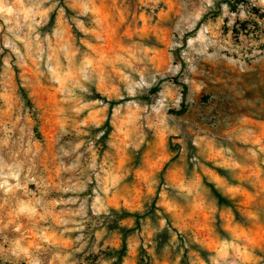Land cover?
Here are the masks:
<instances>
[{
	"label": "clouds",
	"instance_id": "clouds-1",
	"mask_svg": "<svg viewBox=\"0 0 264 264\" xmlns=\"http://www.w3.org/2000/svg\"><path fill=\"white\" fill-rule=\"evenodd\" d=\"M156 2L166 5L156 13V24L176 18V26L167 35L156 24L149 25L151 17L141 14L140 27L130 29L121 9L106 8L103 0H88L91 25L80 27L84 21H77L78 36L71 26H63L53 30V39L45 34L42 42L36 27L47 24L55 5L42 8L35 4L36 11L27 17L31 21L28 32H15L11 42L5 41L4 48L11 54L0 59V151H6L9 161H0V223L4 228L11 226L19 236L6 240L8 247L0 244L3 264H40L34 254L46 245L69 249L82 240V236L66 234L82 232V219H90V211L92 215L109 208L137 212L143 210L145 198L156 200L155 215L160 219L159 229L145 227L140 232L146 241L143 248L155 260L154 249L149 247L153 233L168 227V243L175 253L171 260L156 264H181L185 249L187 264H264V138L249 148L255 162L248 166L233 160L230 149H218L193 179L178 178L174 187L183 202L163 194L157 199L153 177L167 163L159 156L147 169L135 173L136 185L131 190L124 186L129 176L123 165L131 140L129 125L139 119V112L147 111L132 99L135 89L151 87L159 77L164 83L157 93L159 107L153 111L159 113L171 104L179 112L188 81L168 79L180 69L172 50L214 40L223 23L206 26L201 23L202 12L186 18L182 0ZM260 4L264 5V0ZM68 7L85 6L72 0ZM4 11L11 9L5 6ZM181 21L187 27L179 32L180 42L174 45L173 34ZM157 37L163 40L162 46ZM153 47H162L163 52H154ZM148 73L150 82L145 79ZM151 127L165 136L173 134L164 119ZM192 145L198 147L199 142L193 140ZM114 156L115 162L109 163ZM226 167L235 172L237 183L225 182L215 171ZM217 191L236 201L234 210L213 202ZM218 219L229 238L213 236ZM40 224L44 226L38 227ZM105 235L103 229L95 233L92 254L99 264H115V257L104 259L101 255L119 249L111 240L100 243ZM178 235L189 242L181 247ZM140 246L137 241L134 247ZM85 247L86 243H80L75 250L81 252ZM69 255L57 251L48 264H66Z\"/></svg>",
	"mask_w": 264,
	"mask_h": 264
},
{
	"label": "rangeland",
	"instance_id": "rangeland-1",
	"mask_svg": "<svg viewBox=\"0 0 264 264\" xmlns=\"http://www.w3.org/2000/svg\"><path fill=\"white\" fill-rule=\"evenodd\" d=\"M77 2L85 7L70 10L68 5L72 0H0V59L11 54L10 49L4 48V44L6 40L11 42L14 39L13 33L23 35L28 32L27 25L31 21L27 17L36 11L32 7L35 4H40L42 8L55 5L49 13L47 24L36 27L42 42L45 34L53 39V30L63 26H71L73 34L78 36L80 33L77 21H84L80 27H88L92 17L86 12L88 0ZM182 2L186 18L189 14L202 12L201 23L206 26L217 25L222 20L223 23L218 29L220 35L214 40L185 44L183 48L172 50L174 62L180 65V69L177 76H169L168 79L188 81L183 86L186 99L181 103L179 112L171 104L160 109L159 113L153 111L154 107H159L156 105L157 93L164 83L159 77L157 84L135 89L136 95L132 99L142 108H147V111L139 112V119H133L129 125L132 129L131 140L123 157V165L129 172L127 181L123 183L129 190L136 185L135 173L147 169L157 156L161 161H167L164 170L153 177L157 181L154 185L157 199L163 194L168 199H178L181 202L182 197L177 195L174 187L178 178L185 181L193 179L218 149H230L233 160L239 161L242 166H248L255 162L249 148H254L255 142L264 138V5L260 4V0H212L211 4L206 0ZM103 4L106 8L121 9L125 14V24L130 29L140 27L141 14L151 17L149 25L156 24V13L166 7L156 0H103ZM5 6L11 11L5 12ZM60 9L64 10L63 15L60 14ZM17 24L20 25L19 29ZM156 26L161 33L167 35L176 26V18ZM186 27L185 22L181 21L178 32L173 34L174 45L180 42L179 32ZM9 28L12 32L8 31ZM157 42L163 45L160 37H157ZM44 43L46 47V42ZM20 47L23 51V47ZM153 51L162 53L163 48L153 47ZM145 79L150 82L151 73L146 74ZM159 119H164L173 134L165 136L158 128L151 127ZM193 140L199 142L198 147H193ZM109 151L115 153V149ZM115 159L114 156L109 163H114ZM0 161H9L6 151H0ZM215 171L220 173L225 182L237 183L235 172L231 168ZM215 195L216 200L213 202L219 207L235 209L236 201L220 195L219 191ZM0 199H3L2 189ZM155 205L156 200L145 198L143 210L137 212L124 208H109L107 212L93 209L97 214L92 215L90 211V219H82V232L66 234L71 238L82 236L81 241L69 249L46 245L34 254L35 259L40 264H48L55 252L60 251L63 255L64 251H68L70 255L66 264H99L98 257L92 253L96 243L95 233L103 229L106 235L100 243L111 240L119 245L118 251L103 252L101 255L104 259L115 257V264H156V261L171 260L175 253L171 252V245L168 243L171 239L168 227L153 233L149 247L154 249L155 260L143 248L146 241L140 235L142 229H159L160 217L155 215ZM222 224L223 221L218 219L214 226L213 236L217 239L229 238L227 231H221ZM18 236L19 233L12 232L11 226L4 228L0 223V244L8 247L5 241H11ZM137 241L141 245L138 248L134 247ZM178 241L181 247L189 242L187 238L179 235ZM80 243H86V247L77 252L75 249ZM190 246L197 247L192 244ZM198 251L205 255L202 250ZM85 252L89 255L85 256ZM0 264L3 262L0 261ZM21 264L24 262L21 261ZM53 264L58 262L53 261ZM181 264H187V249Z\"/></svg>",
	"mask_w": 264,
	"mask_h": 264
}]
</instances>
